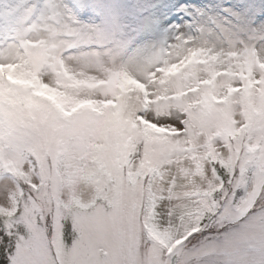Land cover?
Listing matches in <instances>:
<instances>
[{"label": "snow or ice", "instance_id": "1", "mask_svg": "<svg viewBox=\"0 0 264 264\" xmlns=\"http://www.w3.org/2000/svg\"><path fill=\"white\" fill-rule=\"evenodd\" d=\"M0 264H264V0H0Z\"/></svg>", "mask_w": 264, "mask_h": 264}]
</instances>
